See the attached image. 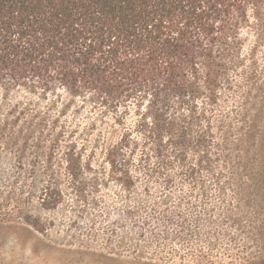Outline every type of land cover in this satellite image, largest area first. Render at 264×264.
Masks as SVG:
<instances>
[{
    "label": "trees",
    "instance_id": "1",
    "mask_svg": "<svg viewBox=\"0 0 264 264\" xmlns=\"http://www.w3.org/2000/svg\"><path fill=\"white\" fill-rule=\"evenodd\" d=\"M0 138H51L29 160L41 207L71 192L113 250L161 245L155 221L179 239L178 190L264 184V0H0ZM63 138H115L109 169Z\"/></svg>",
    "mask_w": 264,
    "mask_h": 264
},
{
    "label": "rangeland",
    "instance_id": "2",
    "mask_svg": "<svg viewBox=\"0 0 264 264\" xmlns=\"http://www.w3.org/2000/svg\"><path fill=\"white\" fill-rule=\"evenodd\" d=\"M63 139L79 148L87 144L86 164L91 159L97 171L109 169L98 143L115 138ZM51 143V138H0V264H264V184L246 191L211 189L205 192L207 201L201 190H178V196L190 195L191 200L170 209L186 214L190 232L177 239L166 233L172 223L152 222L164 229V238L161 245L150 236L141 239L148 247L138 256L113 250L101 225L75 215L71 192L66 193L69 206L54 212L41 207L42 178L33 175L29 160ZM104 193L115 197L114 188ZM237 194L244 199L238 201ZM35 217L48 224V233L34 228L30 222Z\"/></svg>",
    "mask_w": 264,
    "mask_h": 264
}]
</instances>
